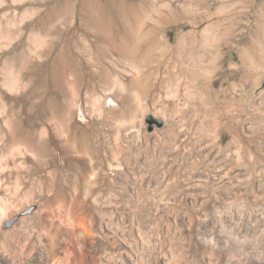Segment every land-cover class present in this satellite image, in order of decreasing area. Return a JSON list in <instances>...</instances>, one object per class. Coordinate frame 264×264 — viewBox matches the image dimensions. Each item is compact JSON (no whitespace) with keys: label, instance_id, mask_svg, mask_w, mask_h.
<instances>
[{"label":"rangeland","instance_id":"rangeland-1","mask_svg":"<svg viewBox=\"0 0 264 264\" xmlns=\"http://www.w3.org/2000/svg\"><path fill=\"white\" fill-rule=\"evenodd\" d=\"M0 102V264H264V0H0Z\"/></svg>","mask_w":264,"mask_h":264},{"label":"bare ground","instance_id":"bare-ground-1","mask_svg":"<svg viewBox=\"0 0 264 264\" xmlns=\"http://www.w3.org/2000/svg\"><path fill=\"white\" fill-rule=\"evenodd\" d=\"M125 37V36H124ZM135 38V37H133ZM88 45V44H87ZM90 47V45H88ZM15 82V81H14ZM116 86L121 88V90H124L126 91V88L124 87V84L123 83H116ZM14 87V86H13ZM15 88V87H14ZM2 89V88H1ZM5 98V97H4ZM4 101V100H3ZM1 103V102H0ZM4 104V103H3ZM1 105V104H0ZM0 109H1V106H0ZM2 111V110H1ZM17 140V139H16ZM163 168V167H162ZM159 171V170H158ZM160 173L162 174L163 171L160 170ZM133 174V173H132ZM145 174H142L141 176H144ZM160 175V174H158ZM59 176V174H58ZM59 178V177H58ZM61 179H62V176H61ZM59 181V180H58ZM232 183V182H231ZM226 185H229V186H226L224 187V191L230 193L229 195L227 194L226 196L224 195V193H217L215 194L216 195V199H215V202L213 204V209L215 211L214 212V217H216L217 219H219L218 221H222L223 220V216L225 215L224 213H226V215L228 214V218L229 217H232L234 218V216H236V208H240L241 210L240 211H244V214L241 215V217L245 218V209H246V212L249 210H260L261 207L263 206L264 207V193H263V189H262V186H261V183H257V185H255V187L253 188V191H252V198L250 197V195L246 196L245 198V195H244V191H247L246 188H240L239 190H237L236 192L234 191V193L231 192V187L233 186V184H226ZM59 186V185H58ZM158 188V187H157ZM60 189V188H59ZM151 189V188H150ZM221 189V188H220ZM244 189V190H243ZM167 190V189H166ZM156 191V190H155ZM161 191V190H160ZM217 191V189H216ZM222 191V190H221ZM220 192V191H219ZM225 192V193H226ZM162 193V192H161ZM181 193V191L179 190V192H175L174 195H175V198L178 197V195ZM71 194V193H70ZM151 194V193H150ZM177 194V195H176ZM199 194V193H198ZM75 195V194H73ZM72 197V196H71ZM74 197V196H73ZM58 203L64 207H67V204L69 203V201L67 202V199L65 197V195H63V193H61V195H59L58 197H56ZM171 198V197H170ZM243 198V200L241 201V199ZM163 200L165 198H162ZM76 200V199H75ZM72 201V200H71ZM240 201H241V204H240ZM74 202V201H73ZM72 202V203H73ZM76 202V201H75ZM58 204V206H59ZM71 204V203H69ZM74 204V203H73ZM72 204V205H73ZM76 204V203H75ZM71 205V206H72ZM166 205V204H164ZM76 206V205H75ZM59 208V207H58ZM73 208V207H72ZM77 208V207H76ZM63 209V208H62ZM63 209V210H64ZM74 209V208H73ZM264 209V208H263ZM77 210V209H76ZM200 212L204 214V212L208 213L209 210H211V208H208L206 205H202L201 208H200ZM238 210V209H237ZM71 211H73L71 209ZM75 211V209H74ZM253 211V210H252ZM256 212V211H255ZM259 212V211H258ZM77 213V211H76ZM241 214V213H240ZM239 214V216H240ZM231 215V216H230ZM238 215V214H237ZM256 215V214H255ZM201 216V214H200ZM257 216V215H256ZM247 217V216H246ZM259 218V217H258ZM257 218V221H256V224L258 228H260V224H261V221H260V218L258 219ZM235 219V218H234ZM226 220V218H225ZM224 220V221H225ZM232 220V219H231ZM237 220V219H236ZM242 220V219H241ZM245 220V219H244ZM227 222V221H226ZM243 222V221H241ZM246 224V223H245ZM244 224V225H245ZM223 225V224H222ZM112 226V225H111ZM246 226L248 225H245L244 227L247 228ZM110 229V227H109ZM243 229V228H242ZM257 229V228H256ZM120 230V229H118ZM118 230H115V231H111L110 234H111V239L113 241V244L114 245H117V244H121L123 245V253H127L133 260H136L137 257H138V247H139V239L134 236V244H130L128 239L126 238L125 234L118 231ZM262 230V229H261ZM260 231V230H259ZM100 234V233H99ZM262 235V234H261ZM96 236L98 237V233H96ZM94 237V236H93ZM100 237V236H99ZM191 239H190V242L191 243H194V239L192 236H190ZM196 237V236H195ZM211 238V236H209ZM208 237V239H209ZM213 238V237H212ZM211 238V239H212ZM210 239V240H211ZM200 240V239H199ZM202 240V239H201ZM212 243V241H211ZM209 243V244H211ZM197 245V244H196ZM118 246V245H117ZM208 246V245H207ZM210 247V246H209ZM237 248V247H236ZM94 249V248H93ZM239 249V248H238ZM209 250V249H208ZM240 250V249H239ZM96 251V250H95ZM205 251V250H204ZM241 251V250H240ZM201 252V251H200ZM212 253V252H211ZM259 253V252H258ZM171 260H170V264H186V261H187V257L186 254H185V251L184 250H178V249H172L171 251ZM215 255V253H213ZM123 255V254H122ZM216 256V255H215ZM214 258V257H213ZM141 259V258H140ZM194 260V259H193ZM220 260V259H219ZM258 260H261V254L259 253L258 255ZM123 261L125 262L126 259L123 258ZM262 261V260H261ZM219 262V261H217ZM160 263V262H159ZM192 264V263H191ZM193 264H201L200 262L198 261H193ZM218 264H222V262L220 261Z\"/></svg>","mask_w":264,"mask_h":264},{"label":"water","instance_id":"water-1","mask_svg":"<svg viewBox=\"0 0 264 264\" xmlns=\"http://www.w3.org/2000/svg\"><path fill=\"white\" fill-rule=\"evenodd\" d=\"M147 121H148V123H149L150 125L157 124L160 128H162L163 125H164V123H163L162 120H160V119H156V118H154L153 116H150V117L148 118ZM151 128H152V127H151Z\"/></svg>","mask_w":264,"mask_h":264}]
</instances>
